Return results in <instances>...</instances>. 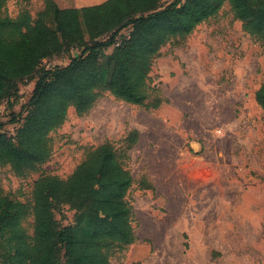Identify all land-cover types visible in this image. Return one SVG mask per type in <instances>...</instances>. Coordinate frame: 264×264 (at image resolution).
<instances>
[{
	"label": "rangeland",
	"instance_id": "374dc122",
	"mask_svg": "<svg viewBox=\"0 0 264 264\" xmlns=\"http://www.w3.org/2000/svg\"><path fill=\"white\" fill-rule=\"evenodd\" d=\"M104 1L6 0L5 13L15 18L27 10L33 22L41 20L55 30L54 7ZM171 1L121 0V11L147 14L153 4L163 7ZM109 24L103 14L82 21L84 46L105 41L112 32ZM120 32L129 36L130 27ZM73 42H64L26 78L11 82L12 98L0 102V131L16 134L27 113L22 105L43 68L67 64L80 52L66 49ZM150 60L143 102L128 103L100 87L83 112L68 106L46 131L45 159L22 169L0 164V198L23 205L20 225L31 238L35 183L48 177L65 182L79 172L91 188L106 145L129 175V186L94 184L88 199L83 188L53 200L52 208L60 224L74 225L79 218L84 231L114 202L128 208L131 240L104 237L100 253L106 264H264V109L255 97L264 84V39L249 34L224 1L189 33L167 37ZM56 91L53 87L52 94ZM111 175L107 168L106 178ZM8 247L0 235V264L14 253ZM58 256L64 264V249Z\"/></svg>",
	"mask_w": 264,
	"mask_h": 264
},
{
	"label": "trees",
	"instance_id": "16d2710c",
	"mask_svg": "<svg viewBox=\"0 0 264 264\" xmlns=\"http://www.w3.org/2000/svg\"><path fill=\"white\" fill-rule=\"evenodd\" d=\"M224 1L230 4L249 34L264 39V0H172L163 7L153 4L151 12L139 15L130 8L127 12L121 11V0H105L79 8L56 6L52 10L55 30L41 20L33 22L27 10L15 18L8 16L6 0H0V102L12 98L10 84L14 79L26 78L42 59L59 52L64 42L75 39L77 42L67 45L66 49H80L67 64L43 68L22 105L27 113L16 134L8 136L0 131V164L9 162L16 169H22L45 159L48 155L46 131L60 122L68 106H74L77 112L88 109L95 101L97 88H104L128 103L143 102L148 96L150 59L157 49L167 37L189 33L196 24L215 14ZM100 14L110 19L112 32L105 41L95 40L84 46L79 24L96 20ZM125 26L130 27L128 38L121 40L111 53H106V48L116 41ZM53 87H57L54 94ZM255 97L264 109V84ZM20 112L12 115L13 122L18 121ZM2 125L0 122V127ZM107 168L111 169L110 179L105 176ZM82 177L77 172L65 182L48 177L35 183L31 238L20 225L25 212L23 205L7 197L0 198V235L5 236L7 250L14 252L8 255L10 260L2 264H59L61 248L64 264H106L100 253L104 237L124 243L131 240V228L126 222L129 210L121 202H114L112 209L104 212L103 217H97L96 224L90 222L86 231L81 228L79 218L74 225L57 221L52 210L53 200L71 196L83 188L84 197L88 199L94 184L119 189L130 184L129 175L119 168L106 145L101 147L98 177L92 180L91 188L88 189L89 184Z\"/></svg>",
	"mask_w": 264,
	"mask_h": 264
},
{
	"label": "built area",
	"instance_id": "2783aa9c",
	"mask_svg": "<svg viewBox=\"0 0 264 264\" xmlns=\"http://www.w3.org/2000/svg\"><path fill=\"white\" fill-rule=\"evenodd\" d=\"M125 38H128V34L126 35L124 32H120L118 37L116 38V42H115V45H119V39H125ZM48 68H52V67H48Z\"/></svg>",
	"mask_w": 264,
	"mask_h": 264
},
{
	"label": "crops",
	"instance_id": "0c3cea01",
	"mask_svg": "<svg viewBox=\"0 0 264 264\" xmlns=\"http://www.w3.org/2000/svg\"><path fill=\"white\" fill-rule=\"evenodd\" d=\"M83 6H87V5H83ZM74 7H82V5L81 6H79V5H76V6H74ZM68 8V7H67Z\"/></svg>",
	"mask_w": 264,
	"mask_h": 264
}]
</instances>
